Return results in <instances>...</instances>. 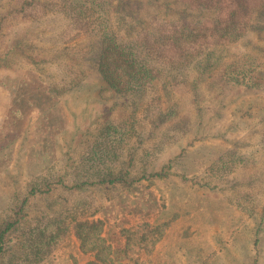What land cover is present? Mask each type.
<instances>
[{"label":"rangeland","instance_id":"rangeland-1","mask_svg":"<svg viewBox=\"0 0 264 264\" xmlns=\"http://www.w3.org/2000/svg\"><path fill=\"white\" fill-rule=\"evenodd\" d=\"M62 1L90 9L87 32L69 37L73 8L33 18L20 16L18 0H0V61L13 49L0 62V264H87L93 252L73 231L44 256L29 244L39 227L71 218L101 220L108 242L124 245L111 264H264V64L254 86L227 84L216 71L196 100L164 76L183 69L151 52L163 45L156 26L178 16L215 21V10L183 0H105V9ZM102 21L120 44L118 60L153 53L155 80L107 67ZM260 32H242L229 51L262 55ZM109 74L122 85L106 97ZM60 81L69 84L51 107L20 114V95ZM80 178L104 181L67 188Z\"/></svg>","mask_w":264,"mask_h":264},{"label":"trees","instance_id":"trees-1","mask_svg":"<svg viewBox=\"0 0 264 264\" xmlns=\"http://www.w3.org/2000/svg\"><path fill=\"white\" fill-rule=\"evenodd\" d=\"M61 1L62 0H18V11L20 12V16L38 18L50 11L63 10L64 6H67L78 11V17L75 18V21L70 23L69 37L73 36L75 38L87 32L91 24L89 21L90 18L87 15L90 9L80 2H69L68 5V2ZM92 1L94 4L96 3V0ZM155 1H158V4L161 5L159 0H152L153 3H155ZM183 1L187 2L193 8L213 9L216 12L217 18L215 21L211 17H206L201 22L197 20L189 22L178 16L169 18L167 24L161 23L156 26L161 33L160 35H162L163 45L159 47L158 44L155 43L151 52L154 54L160 52L163 60L171 63L173 67L178 66L177 68H179L180 66L183 69L182 74L176 75L174 73L177 72L175 68L173 71L168 68L167 72L169 73L164 74L166 79H168L170 83L173 82V86L177 89L182 88L185 91L193 92L196 100L200 95L198 89L203 87V81L210 76H214L216 71L219 73L222 72L220 77L224 79L227 84L254 86L252 75L254 76L255 69L261 64H264V46L259 47L262 51V55H259V53L254 50L232 52L229 51V46L235 45L234 40L238 39L241 33L246 32L249 28L257 30L260 34V31H264V0ZM104 3L105 0H99L96 5L103 8ZM120 20L122 19L120 18ZM107 26L108 24H104L102 21L101 27L105 29L104 34L106 37H104L101 42V48L104 50L109 49V51L113 52L110 57H106L105 59L106 62H108L107 67L110 69L114 67L122 71L128 69L130 73L132 72L134 75H143H135V79L138 81L145 79L146 74L150 82L155 80L157 70L155 67L149 65L154 58L152 55L153 53L151 54L148 52L151 54V60L147 58L148 56H144V53H141L146 60L142 63L140 60L137 61V58L142 56L132 58V61L125 58L122 61L118 60L116 58V53L120 52V44L114 39L107 38V36H109V34H106ZM71 32L74 33L72 34ZM20 43L22 45V40H20ZM6 52V57L0 62L11 59L10 54L13 52V49L7 50ZM136 52L138 51L135 50V54H137ZM107 58H109V61H107ZM109 76L107 81L110 86L109 88L103 89L101 92L102 95L106 97L112 96L114 89L117 90V88L122 85L120 78L117 77L118 75L109 74ZM67 84L69 83L66 81H60L49 87L38 83L33 92H30V95L25 93L20 95V114L26 116L27 112H30L32 108H36L40 112H43L46 108L51 107V105L57 101V96L66 89ZM28 95L30 97H28ZM17 99L18 97L13 98V103H15V105ZM15 110L16 112L19 111L17 108ZM157 111V116L160 117L162 113L160 111H162V109H157ZM99 181L104 180L80 178L67 188H73L78 192H82L83 190H88ZM29 192L30 194H37L38 187L32 184ZM29 198L30 197H26V200L23 199V201L25 202L29 200ZM71 219L68 225L65 224L64 221L58 222L57 219V223L49 225L51 226L50 231L48 225L43 228L39 227V230L36 229V231H40L39 240H37V237L29 240L32 251L38 254L41 253L42 256H44L45 253L51 250L52 243L56 242L59 237L64 236L65 232L68 230L73 231L78 237L80 247L83 251L93 252V259L87 264H111V252L115 250V248H117L120 253L125 251L124 245L116 247L112 242H108L103 234V224L101 220ZM65 227L67 230L64 229ZM130 232L131 231L125 233L126 247H129L130 241L132 240ZM5 234V231H0V254L4 249ZM32 234H35V232L32 231ZM140 236V240H142V238H144L142 232Z\"/></svg>","mask_w":264,"mask_h":264}]
</instances>
